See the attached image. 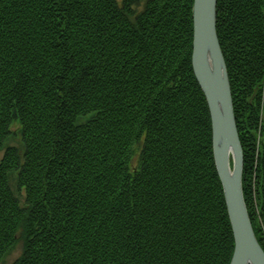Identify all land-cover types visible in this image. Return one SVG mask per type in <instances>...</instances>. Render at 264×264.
I'll list each match as a JSON object with an SVG mask.
<instances>
[{
	"label": "trees",
	"instance_id": "obj_1",
	"mask_svg": "<svg viewBox=\"0 0 264 264\" xmlns=\"http://www.w3.org/2000/svg\"><path fill=\"white\" fill-rule=\"evenodd\" d=\"M192 3L0 0V264H229ZM216 5L264 251V0Z\"/></svg>",
	"mask_w": 264,
	"mask_h": 264
},
{
	"label": "water",
	"instance_id": "obj_2",
	"mask_svg": "<svg viewBox=\"0 0 264 264\" xmlns=\"http://www.w3.org/2000/svg\"><path fill=\"white\" fill-rule=\"evenodd\" d=\"M216 2L193 0L192 71L208 104L214 163L233 231L234 248L229 264H264V251L252 230L243 198L242 146L225 59L216 33Z\"/></svg>",
	"mask_w": 264,
	"mask_h": 264
},
{
	"label": "rangeland",
	"instance_id": "obj_3",
	"mask_svg": "<svg viewBox=\"0 0 264 264\" xmlns=\"http://www.w3.org/2000/svg\"><path fill=\"white\" fill-rule=\"evenodd\" d=\"M120 1V0H119ZM17 127V124H14L12 126V130H15ZM13 144L17 147H21V144H20V138L18 135H11L10 137H8V140H7V144ZM0 155H1V152H0ZM230 165H231V162H230ZM243 170V169H242ZM242 175V174H241ZM11 186L16 188L15 187V181L14 180H11ZM21 253V244H18L14 249L13 251H11V253L7 254L4 258H3V261L1 262L2 264H11V262Z\"/></svg>",
	"mask_w": 264,
	"mask_h": 264
}]
</instances>
